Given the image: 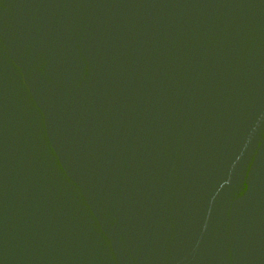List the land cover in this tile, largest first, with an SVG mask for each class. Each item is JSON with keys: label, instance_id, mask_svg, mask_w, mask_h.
<instances>
[{"label": "water", "instance_id": "obj_1", "mask_svg": "<svg viewBox=\"0 0 264 264\" xmlns=\"http://www.w3.org/2000/svg\"><path fill=\"white\" fill-rule=\"evenodd\" d=\"M0 264H264V0H0Z\"/></svg>", "mask_w": 264, "mask_h": 264}]
</instances>
